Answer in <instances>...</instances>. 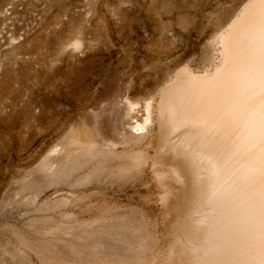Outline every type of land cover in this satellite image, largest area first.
I'll use <instances>...</instances> for the list:
<instances>
[{
    "label": "rangeland",
    "instance_id": "obj_1",
    "mask_svg": "<svg viewBox=\"0 0 264 264\" xmlns=\"http://www.w3.org/2000/svg\"><path fill=\"white\" fill-rule=\"evenodd\" d=\"M248 1L0 0V264L39 251L64 264L73 233L118 217L156 239L137 264L193 252L200 223L182 158L160 144L157 95L181 69L212 72L215 38Z\"/></svg>",
    "mask_w": 264,
    "mask_h": 264
},
{
    "label": "bare ground",
    "instance_id": "obj_2",
    "mask_svg": "<svg viewBox=\"0 0 264 264\" xmlns=\"http://www.w3.org/2000/svg\"><path fill=\"white\" fill-rule=\"evenodd\" d=\"M215 39L212 72L181 69L157 95L160 144L182 158L192 219L200 223L188 235L193 252L176 247L163 264H264V0H249ZM146 122L153 126L151 112ZM108 135L106 146L123 143ZM105 221L58 247L62 263L87 264L80 261L91 257L92 264H137L143 253H153L156 239L145 224L124 217ZM184 236L176 233L181 242ZM36 254L40 264H59L47 261L44 251Z\"/></svg>",
    "mask_w": 264,
    "mask_h": 264
}]
</instances>
